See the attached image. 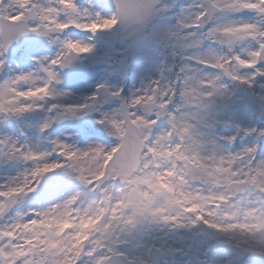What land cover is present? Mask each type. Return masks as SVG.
<instances>
[{
    "label": "snow or ice",
    "instance_id": "snow-or-ice-1",
    "mask_svg": "<svg viewBox=\"0 0 264 264\" xmlns=\"http://www.w3.org/2000/svg\"><path fill=\"white\" fill-rule=\"evenodd\" d=\"M0 264H264V0H0Z\"/></svg>",
    "mask_w": 264,
    "mask_h": 264
}]
</instances>
